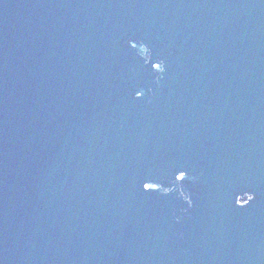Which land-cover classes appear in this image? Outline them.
I'll return each mask as SVG.
<instances>
[{"label":"water","instance_id":"water-1","mask_svg":"<svg viewBox=\"0 0 264 264\" xmlns=\"http://www.w3.org/2000/svg\"><path fill=\"white\" fill-rule=\"evenodd\" d=\"M0 264H264V0H0Z\"/></svg>","mask_w":264,"mask_h":264},{"label":"snow or ice","instance_id":"snow-or-ice-1","mask_svg":"<svg viewBox=\"0 0 264 264\" xmlns=\"http://www.w3.org/2000/svg\"><path fill=\"white\" fill-rule=\"evenodd\" d=\"M145 188L147 189L148 188V185H145Z\"/></svg>","mask_w":264,"mask_h":264}]
</instances>
